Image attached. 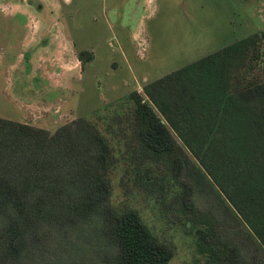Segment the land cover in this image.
Wrapping results in <instances>:
<instances>
[{"label":"trees","instance_id":"16d2710c","mask_svg":"<svg viewBox=\"0 0 264 264\" xmlns=\"http://www.w3.org/2000/svg\"><path fill=\"white\" fill-rule=\"evenodd\" d=\"M91 56L77 54L82 66ZM130 98L141 163L181 186L208 261L264 264V29ZM111 153L83 117L54 131L0 117V264H169L174 248L135 209L111 205Z\"/></svg>","mask_w":264,"mask_h":264},{"label":"rangeland","instance_id":"374dc122","mask_svg":"<svg viewBox=\"0 0 264 264\" xmlns=\"http://www.w3.org/2000/svg\"><path fill=\"white\" fill-rule=\"evenodd\" d=\"M261 29L264 0H0V117L50 131L89 120L112 148L111 205L135 209L174 248L169 264H212L181 186L163 164L141 163L130 94ZM81 50L92 53L84 66Z\"/></svg>","mask_w":264,"mask_h":264}]
</instances>
